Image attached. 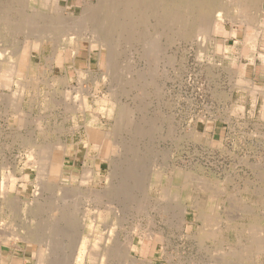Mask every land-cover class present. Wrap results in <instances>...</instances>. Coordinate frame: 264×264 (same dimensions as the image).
Instances as JSON below:
<instances>
[{"label": "rangeland", "instance_id": "374dc122", "mask_svg": "<svg viewBox=\"0 0 264 264\" xmlns=\"http://www.w3.org/2000/svg\"><path fill=\"white\" fill-rule=\"evenodd\" d=\"M94 1L96 0H41L43 4H38L35 0H0V18L3 19H0V141L4 142V147L0 148V158L3 157L8 164L21 160L22 165H19V168L31 167L30 176L26 177L29 195L25 204L20 203L18 207L20 213H17V226L12 232L18 234V240H26L29 232L37 239V243L28 245V253L32 258L29 264H131L135 260L141 262L143 259H148L153 264H226L221 257L222 252H227L231 247L238 250V238H241V243L246 242L248 230L242 232L241 228L249 226L250 217L253 215L257 217L252 220L253 223L257 220L261 224L258 219L264 217V99L258 100V90L251 91L252 88L249 92L255 94L252 93L253 95L248 97L241 90L233 92V89L247 88L241 81L243 69L241 66L239 68L238 60L224 58L223 42L218 40L217 35L220 30L230 29L242 33L247 28L246 25L258 20L263 0H250L251 4L247 3L248 0H238L241 4L247 3L248 6L244 5V11H241L233 0H215V11H210L207 18L208 21L212 19L210 21L216 23V29H212L209 36L202 35L196 29L191 30V36H185L176 26L171 28L163 23L153 24L152 16L148 17L146 22L132 25L127 21L128 18L126 21L121 20L123 16L118 18L117 13L112 11L111 4H115L116 0H101L100 3ZM86 2L89 6H86ZM31 5L37 8L39 6L40 16L43 15L39 24L48 25L44 28L52 29L59 22L69 29L70 37H73L71 32L78 36L86 35L79 40L80 55L75 59V63L71 58L72 50L68 47L64 49L59 45L60 41L55 45L51 43L50 47H41L40 44L39 53L29 51L32 36L29 34V21L26 20L31 18L34 10ZM218 5L219 9L227 14L218 11ZM226 9H230L233 15ZM217 11L221 13H216ZM192 14L195 17L196 13ZM47 16H50L49 19ZM77 17L80 20L77 21ZM22 18L23 22L28 24L23 23ZM6 20L9 22L8 26ZM64 21L65 24H62ZM75 24L77 29H74ZM83 29L86 34L82 33ZM126 32L130 36H124ZM94 36L105 39L107 46L93 43L95 46L90 51L87 40L94 39ZM145 36H153L156 40L159 53L154 57L149 54L146 57V47L142 40ZM56 48L57 52L68 54L66 59H53V50ZM22 51L24 56L21 55ZM107 52L111 55L109 62H106ZM19 58L23 66L19 67L16 75L11 73L14 69L7 67L16 66ZM23 59L27 65L30 62L35 74H29V67L24 64ZM114 64L117 67L115 70ZM4 71L11 74L7 75ZM154 72L157 74L153 75ZM116 73L117 76L121 75L112 78ZM46 74L59 78L60 82L48 81L51 78ZM139 74L143 78H140ZM110 75L112 76L109 77ZM34 78L41 80L37 91L32 90ZM43 80H47L49 84L44 85ZM21 84H24V87H21ZM107 85L111 87L108 89ZM111 89L112 92L109 91ZM79 101L81 104L85 103V112L80 110ZM113 104H120L122 107L124 105L123 108L129 114L126 118L124 116L120 123H123L122 125L115 123V116L107 109ZM90 113H94L93 116ZM84 124L96 129L100 134L106 130L115 131L114 134L109 133L112 138L107 137L98 147L88 149L93 152V157L96 150L99 154V178L93 184H63L58 178L54 179L55 174H50L53 179L46 180L42 185L44 180H41L43 176L38 165L44 156L40 155V150L44 149L47 155L49 153L45 149L49 152L52 150L49 157L52 158L53 153L61 160L59 157L65 147L59 143H63L65 133L70 139V131L79 127V134H82V139L85 140ZM79 134L76 133V139L80 138ZM34 144L38 145L39 151L34 148ZM85 144L88 148L92 146L89 142ZM36 150L39 157L34 155ZM30 157L34 160L41 158H37L38 161L34 163L37 175L34 164H31L33 159ZM106 158L117 165L111 179L108 178V173L112 166L109 167L110 163ZM161 164L167 168L164 176L173 175V183L177 184L174 188L178 187L179 191L177 190L175 198L160 197L159 189L146 188L149 175L159 170ZM86 167L91 166L86 164ZM128 167H134L132 170L134 169L135 176L132 174L133 177L125 180L127 187H120ZM89 173V169H85L83 174L85 176ZM186 174L185 179L183 175ZM182 176L184 178L181 179ZM22 177L18 176V179H23ZM107 183L110 187L108 185L105 188ZM183 186L188 189H182ZM66 187L68 188L64 190ZM61 192L70 193L73 199L69 197L70 194L61 195ZM86 196L88 199L94 197L89 201ZM67 208L73 215H69L71 212ZM109 209L111 211H108ZM200 210L211 215V220L203 222L198 219L196 216ZM202 224L206 231L210 232L208 238L203 236L206 232ZM135 225L148 228V237L135 236ZM231 226H236L238 230L230 229ZM1 227L0 236L7 230ZM202 228L203 231H200ZM13 233L12 236H15ZM219 233L223 235L222 239L217 238ZM261 234L264 235V231H261ZM95 238L100 241L97 243ZM94 244L98 246L95 248ZM245 258L232 257L227 264H264V251L251 256V259ZM144 261L141 264H146Z\"/></svg>", "mask_w": 264, "mask_h": 264}, {"label": "bare ground", "instance_id": "6f19581e", "mask_svg": "<svg viewBox=\"0 0 264 264\" xmlns=\"http://www.w3.org/2000/svg\"><path fill=\"white\" fill-rule=\"evenodd\" d=\"M16 1V0H15ZM28 1V0H27ZM34 1V0H33ZM35 1H37L38 2V4H39V2L41 1V0H35ZM44 0H42V2H43ZM86 1V0H85ZM99 1H101V0H96V1H94V2H99ZM105 1V0H104ZM106 1H108V0H106ZM218 1V0H217ZM233 1H235V4L238 6V7H240V10L241 11H244V9H245V7H244V5L245 6H248L247 5V3L248 4H251V1L250 0H248L247 1V3H245L246 2V0H244L245 2H242V4L238 1V0H233ZM233 1H231V3L233 2ZM25 2V1H24ZM109 2V1H108ZM218 2H220V1H218ZM222 2V1H221ZM229 2H230V0H229ZM35 3V2H34ZM41 3V2H40ZM47 3V2H46ZM52 3H54V1L52 2ZM89 3V2H88ZM100 3V2H99ZM234 3V2H233ZM7 4V3H6ZM18 4H20L19 3V1H18ZM17 4V5H18ZM24 5H25V3H23ZM41 4H43V3H41ZM49 4V3H48ZM56 4V3H55ZM54 4V5H55ZM89 4H91V1H90V3ZM234 4V5H235ZM53 5V6H54ZM100 5V4H99ZM112 5V11H115V13H117V16H118V18H119V16H123L122 18H121V20H127V18L129 19V20H127L128 22H129V24H137V25H139V23H143L142 21H145V20H147V18L148 17H150V16H152L153 17V24H157V22L158 23H163L166 27L168 26V27H174V26H176L182 33H183V35H185V36H187L188 34H190V32H191V30H193V29H196V31H200L201 32V34L202 35H207L208 34V36H209V34H211L210 32L212 31V29H216V23L215 22H211L212 21V19H210L209 21H208V18H207V15H208V13L210 12V11H212V10H214L215 8H214V6L216 5V2H215V0H116V3L114 4H111ZM227 5V4H226ZM229 5H231L230 3H229ZM243 5V6H242ZM32 6V5H31ZM45 6H47L46 4H45ZM49 6V5H48ZM86 6H89V5H87V2H86ZM92 6V5H91ZM90 6V7H91ZM221 6V5H220ZM223 6H225L224 4H223ZM228 6V5H227ZM232 6V5H231ZM23 7V6H22ZM26 7V6H25ZM33 7V6H32ZM32 7H30V8H32ZM58 7V6H57ZM217 7V6H216ZM222 7V6H221ZM38 8H39V6H38ZM37 7H33L32 9H34V10H32L33 12L31 13L32 15H31V18L30 19H28V20H26V21H29L28 23L30 24V27H31V31H29V34H30V37L32 36V38H30L31 40H30V42H31V44H30V50L29 51H31L32 53L33 52H37L38 51V53H39V49H40V44H41V47H50L51 46V43H54V45L55 44H57L59 41H60V43H59V45H62L63 47H64V49L66 48L67 49V47L69 48V49H71L72 51H71V55H72V53H73V55H72V59H74V63H75V59L80 55V47H79V40L80 39H82V36L84 35V34H82V33H85V29H83L84 30V32H80L82 35H80V36H78L77 34H72V32H71V36L73 35V37H70L68 34H70L69 33V29L67 28L66 29V27L64 26V25H61V24H59V22L58 23H56L57 25H59V26H55V27H53L52 29L51 28H44V27H47L48 25H44V23H43V25L42 24H39V22L41 23V20H40V18L42 19V17H43V15H42V17L40 16V11H39V9H38ZM56 8V7H55ZM83 8V7H82ZM232 8V7H231ZM244 8V9H243ZM58 9V8H57ZM85 9V8H84ZM91 9V8H90ZM92 9H93V6H92ZM233 9H235V8H233ZM261 9V8H260ZM2 10V9H1ZM17 10V9H16ZM88 11H89V9H87ZM217 10L218 11H221L220 9H219V5H218V7H217ZM228 9H226V11H227ZM230 10V9H229ZM228 10V11H229ZM8 11V10H7ZM18 11V10H17ZM91 11V10H90ZM215 11V10H214ZM216 12V13H221V12H223V10L221 11V12ZM231 11V10H230ZM229 11V12H230ZM233 12H234V10H232ZM18 12H20V11H18ZM17 12V13H18ZM45 12V11H44ZM196 13L195 14V17L193 16L194 14H192V13ZM258 12V11H257ZM0 13H1V11H0ZM2 13H4V12H2ZM23 13V12H22ZM82 13V12H81ZM91 13V12H90ZM230 13H232V12H230ZM15 14V13H14ZM46 14V13H45ZM45 14H44V17H45ZM84 14V13H83ZM88 14V13H87ZM223 14H227V12H223ZM229 14V13H228ZM257 14V13H256ZM3 15V14H2ZM47 15V14H46ZM79 15V14H78ZM77 15V16H78ZM219 15H221V14H219ZM218 15V16H219ZM232 15H233V13H232ZM23 16V15H22ZM30 16V15H29ZM65 16V15H64ZM63 16V17H64ZM70 16V15H69ZM72 16V15H71ZM70 16V17H71ZM214 16V15H213ZM223 16V15H222ZM224 16H226V15H224ZM229 16V15H228ZM231 16V15H230ZM257 16V15H256ZM261 16V15H260ZM0 17H2V16H0ZM28 17V16H27ZM49 17L50 16H47V18L49 19ZM250 17V16H249ZM68 18V17H67ZM89 18V17H88ZM113 18H116V19H118L117 17H113ZM217 18V17H216ZM222 18H225V17H222ZM221 18V19H222ZM243 18V17H242ZM0 19H2V18H0ZM19 19H21L20 17H19ZM23 19L24 18H22V22H23ZM58 19V18H57ZM63 19V18H62ZM75 19H76V16H75ZM78 17H77V21H78ZM82 19V18H81ZM3 20V19H2ZM45 20H47L46 19V17H45ZM44 20V21H45ZM54 20H56V19H54ZM65 20V19H64ZM67 20V19H66ZM80 20V19H79ZM152 20V19H151ZM225 20V19H224ZM229 20V19H228ZM238 20V19H237ZM240 20H241V18H240ZM258 20H259V18H258ZM5 21V20H4ZM4 21L2 22L4 25H5V23H6V25L8 26V24H9V22H8V20H6L7 22H5L4 23ZM43 21V20H42ZM43 21V22H44ZM69 21H70V19H69ZM77 21H75V22H77ZM239 21V20H238ZM237 21V22H238ZM46 22H48V20L46 21ZM50 22V21H49ZM52 22V21H51ZM55 22V21H54ZM56 22H57V20H56ZM65 22L66 21H64V23H62V24H65ZM67 22H68V20H67ZM83 22V21H82ZM85 22V21H84ZM146 22V21H145ZM256 22V21H255ZM254 22V23H255ZM258 22V21H257ZM23 23H27V22H23ZM27 23V24H28ZM87 23V22H86ZM151 23H152V21H151ZM233 23V22H232ZM234 23H235V21H234ZM254 23H251V25H253ZM2 24V25H3ZM22 24V23H21ZM39 24V25H38ZM45 24H47V23H45ZM67 24V23H66ZM77 24V23H76ZM76 24H75V27H74V29H77L76 28ZM81 24V23H80ZM26 25V24H25ZM38 25V26H37ZM40 25L41 26H43V27H40ZM50 25V24H49ZM53 25H55V24H53ZM53 25H50V26H53ZM73 25V24H72ZM87 25H88V23H87ZM256 25V24H255ZM6 26V27H7ZM26 26H28V25H26ZM81 26H83V25H81ZM5 27V28H6ZM15 27H17L18 28V26H15ZM77 27H78V24H77ZM130 27V26H129ZM129 27H128V29H129ZM246 27L247 28H251V27H249V25H246ZM22 28V27H21ZM20 28V29H21ZM28 28H29V26H28ZM81 28V27H80ZM88 28V27H87ZM156 28H158V27H156ZM41 29L43 30V31H41ZM118 29V28H117ZM126 29V28H125ZM135 29V28H134ZM138 29V31H139V28H137ZM163 29H165V28H163ZM168 30L170 29V28H167ZM166 29V30H167ZM9 30V29H8ZM18 30V29H17ZM81 30V29H80ZM90 30V29H89ZM129 30H131V29H129ZM7 31V30H6ZM27 31H28V29H27ZM79 31V30H78ZM93 31V30H92ZM124 31V30H123ZM164 31V30H163ZM193 31H195V30H193ZM24 32V31H23ZM90 32V31H89ZM133 32V31H132ZM140 32H141V30H140ZM157 32H159V31H157ZM175 32V31H174ZM76 33V32H75ZM87 33V32H86ZM85 33V34H86ZM95 33V32H94ZM133 33H136V32H133ZM139 33V32H138ZM92 34V33H91ZM127 32L125 33V35L124 36H127V35H129V33L127 34ZM131 34V33H130ZM142 34V33H141ZM145 34V33H144ZM151 34V33H150ZM154 34V33H153ZM88 35V34H87ZM154 35H156V34H154ZM173 35V34H172ZM179 35V34H178ZM182 35V36H183ZM67 36H69L68 38H67ZM86 35H84V37H85ZM89 36H90V34H89ZM130 36V35H129ZM133 36V35H132ZM140 36V33H139V35H138V37ZM142 36V35H141ZM180 36V35H179ZM190 36H191V34H190ZM128 37V36H127ZM140 38V37H139ZM142 38V37H141ZM144 38V37H143ZM142 38V40L144 41L143 43V45L146 47V49H145V54H146V57L148 56L147 54H149V55H153L152 57H154V55L159 51H157V44H156V40L153 38V36L152 37H146L145 36V38L143 39ZM88 39V38H87ZM122 40V39H121ZM120 40V41H121ZM159 40V39H158ZM88 41V44H89V50L91 51L92 50V48H93V46H95L93 43H99V45H104L105 47L107 46L106 45V40L104 39V40H101L100 38H98L97 36L95 37L94 36V39H90V40H87ZM126 41V40H125ZM131 41H133V40H131ZM139 41V40H138ZM137 41V42H138ZM168 42V41H167ZM111 43V42H110ZM129 43H130V41H129ZM135 43V42H134ZM124 44H126V43H124ZM116 46L118 45V44H115ZM132 45V44H131ZM159 45V44H158ZM114 46V44L112 45V47ZM143 46V47H144ZM88 47V46H87ZM86 47V48H87ZM109 47H110V45H109ZM55 48V47H54ZM126 48H128V47H126ZM88 49V48H87ZM116 49V48H115ZM136 49V48H135ZM143 49V48H142ZM160 49V48H159ZM206 49V48H205ZM24 50V49H23ZM57 50V48L56 49H54L53 50V52H55V55H54V57H53V59L54 58H56V59H58V60H62L63 61V59H66V57L68 56V54H66V53H64V52H62V53H60V52H57L56 51ZM118 50V49H117ZM29 51H28V53H29ZM136 51V50H135ZM142 51V50H141ZM161 51V50H160ZM26 52V51H25ZM48 52V51H47ZM123 52V51H122ZM131 52V51H130ZM17 53V52H16ZM23 53V51L21 52V55L22 56H24V53ZM64 53V54H63ZM97 53V52H96ZM143 53V54H144ZM159 53V52H158ZM107 55H106V62H109V59H111V58H109V56H111V55H109V53L107 52L106 53ZM113 54V53H112ZM144 54V55H145ZM21 55H20V57H21ZM88 55V54H87ZM142 55V54H141ZM2 56V55H1ZM38 56V55H37ZM65 56V57H64ZM114 56V55H113ZM157 56V55H156ZM161 56V55H160ZM163 56V55H162ZM166 56V55H165ZM91 57H92V55H91ZM116 57V56H115ZM138 57V56H137ZM7 58V57H6ZM15 58H16V55H15ZM114 58V57H113ZM143 58V57H142ZM151 58V57H150ZM12 59V58H11ZM32 59V58H31ZM79 59V58H78ZM134 59V58H133ZM154 59H156V58H154ZM38 60V59H37ZM46 60V59H45ZM89 60V59H88ZM158 60H160V59H158ZM165 60H166V58H165ZM168 60H169V58H168ZM171 60V59H170ZM3 61V60H2ZM16 61H17V59H16ZM23 61H24V64L25 65H27L26 63H25V60L23 59ZM34 61V60H33ZM81 61V60H80ZM92 61V60H91ZM98 61V60H97ZM120 61V60H119ZM155 61V60H154ZM6 62H9V61H6ZM22 62V60L19 58V60L17 61V63H16V66H14V65H12L10 62V64L12 65V67H7V68H11V69H14L13 70V72H11V73H13V74H16L17 75V70L19 69L20 70V68L19 67H22L23 66V63H21ZM27 62H28V60H27ZM37 62V61H36ZM115 62V61H114ZM118 62V61H117ZM157 62V61H156ZM170 62V61H169ZM29 64L27 65L28 67H29V74H31L32 75V73H34L35 71L32 69V66L30 65V62H28ZM110 63H111V61H110ZM148 63V62H147ZM155 63V62H154ZM166 63V62H165ZM8 64V63H7ZM9 64V65H10ZM36 64V63H35ZM156 64V63H155ZM21 65V66H20ZM76 65V64H75ZM98 65V64H97ZM150 66V65H149ZM157 67V66H156ZM6 68V69H7ZM115 68H117V67H115V64H114V70H115ZM155 68V67H154ZM158 68V67H157ZM0 69H1V67H0ZM6 69H3V70H6ZM11 69H9V70H11ZM61 69V68H60ZM110 69H112V68H110ZM8 70V69H7ZM8 70V71H9ZM36 70V69H35ZM83 70V69H82ZM146 70V69H145ZM155 70V69H154ZM8 71L6 72V71H4V72H6L5 74H7L8 73ZM12 71V70H11ZM155 71H157V70H155ZM1 72V71H0ZM112 72V71H111ZM163 72H165V71H163ZM10 72H9V74H11ZM45 73H46V71H45ZM62 73H64V72H62ZM117 73H118V71H117ZM117 73H116V76L115 77H113L112 75H110L109 77H111L112 76V78H116V77H118V76H120V75H118L117 76ZM142 73V72H141ZM147 73V72H146ZM151 73H153V72H151ZM161 73V72H160ZM2 74V73H1ZM5 74H3L4 76H5ZM9 74H7V75H9ZM35 74V73H34ZM113 74V73H112ZM115 74V73H114ZM136 74H137V72H136ZM155 74H157V73H155L154 72V74L153 75H155ZM63 75H65V74H63ZM63 75H61V76H63ZM88 75V74H87ZM142 75V74H141ZM46 76H47V74H46ZM58 76V75H57ZM139 76H140V74H139ZM143 76V75H142ZM164 76V75H163ZM47 77H49V78H51L50 80H48V81H53V82H56V83H59L60 82V80H59V78H57V77H53V76H51V75H48ZM138 77V76H137ZM145 77V76H144ZM60 78H62V77H60ZM97 78V77H96ZM140 78H143V77H141L140 76ZM164 78V77H163ZM168 78V77H167ZM5 81H6V78H3ZM105 79V78H104ZM136 79V78H135ZM159 79V78H158ZM12 80V79H11ZM97 80V79H96ZM118 80V79H117ZM137 80V79H136ZM41 80H39V78H34V81H33V83H32V81H31V83L33 84L32 85V90H34V91H37V90H39V88H40V82ZM47 80H45V82H44V80H43V84L44 85H48L49 84V82H48ZM63 81V80H62ZM108 81H110V80H108ZM113 81V80H112ZM116 81V80H115ZM144 81V80H143ZM6 82H8V81H6ZM10 82H12V81H10ZM9 82V83H10ZM16 82H19V81H16ZM94 82V81H93ZM145 82L147 83V81L145 80ZM144 82V83H145ZM148 82H150V80L148 81ZM21 83V82H20ZM110 83V82H109ZM124 83V82H123ZM140 83V82H139ZM107 84V83H106ZM111 84V83H110ZM133 84V83H132ZM62 85V84H61ZM115 85V84H114ZM140 85H142V84H140ZM144 85V84H143ZM147 85V84H146ZM21 87H24V84H21L20 85ZM121 86V85H120ZM130 86V85H129ZM133 87H134V85H132ZM131 86V88H133ZM148 86V85H147ZM152 86V85H151ZM111 87V86H110ZM110 87H108V85H107V87L106 88H110ZM139 87V86H138ZM138 87H136L135 86V88H138ZM155 87H157V86H155ZM82 88V87H81ZM91 88V87H90ZM22 89V88H21ZM160 89V88H159ZM138 90V89H137ZM144 90V89H143ZM158 90V89H157ZM256 90H259V91H261L262 93H263V96H264V90H261V89H259V88H256V87H252V90L251 91H256ZM85 91V90H84ZM109 91H111L112 92V89L111 90H109ZM115 91V90H114ZM129 91V90H128ZM153 92V91H152ZM158 92V91H157ZM86 93H88V92H86ZM108 93H110V92H108ZM137 93V92H136ZM140 93V92H139ZM156 93V92H155ZM252 93H254V92H252ZM106 94H107V92H106ZM127 94V93H126ZM22 95V94H21ZM86 95V94H85ZM84 95V96H85ZM103 95V94H102ZM105 95V94H104ZM109 95V97H112V95L110 96V94H108ZM157 95V94H156ZM96 96V95H95ZM133 96V95H132ZM105 97V96H104ZM264 99V98H263ZM56 100V99H55ZM58 100V99H57ZM116 100H119V99H116ZM59 101H61V100H59ZM65 101V100H64ZM115 101V100H114ZM140 101V100H139ZM71 102V101H70ZM81 101H79V103H80ZM261 102V101H260ZM79 103H78V105H79ZM92 103V102H91ZM111 103V102H110ZM114 103V102H113ZM118 103V102H117ZM120 103V102H119ZM123 103V102H122ZM81 104V103H80ZM83 104H85V103H82L81 104V106H79L81 109L80 110H82V111H84L85 112V110H87V108H85V107H83ZM106 104H107V102H106ZM109 104V103H108ZM132 104V103H131ZM139 104V103H138ZM259 104V103H258ZM48 105V104H47ZM65 105V104H64ZM112 105V104H111ZM123 105V104H122ZM137 105V104H136ZM135 105V106H136ZM108 106V105H107ZM62 107V106H61ZM78 107V108H79ZM109 107V106H108ZM123 107H124V105H123ZM122 106H120V104H119V106H117V105H115V104H113V106L112 107H110V108H107L108 109V111H109V113L110 114H112L113 116H115V123H118L119 125H122V124H120L122 121H123V119H124V116H125V118H126V116H128L129 114L127 113V111L125 110V108H123ZM130 107H131V105H130ZM130 107H128V108H130ZM49 108V107H48ZM73 108V107H72ZM76 108H77V106H76ZM77 108V109H78ZM105 108V107H104ZM135 108V107H134ZM137 108H138V106H137ZM51 109V108H50ZM90 110L92 111V109L90 108ZM135 110V109H134ZM133 110V111H134ZM140 111V110H139ZM49 112V111H48ZM77 112V111H76ZM79 112V111H78ZM96 113V112H95ZM134 113V112H133ZM132 113V114H133ZM91 114V113H90ZM94 114V113H93ZM93 114H91L92 116H93ZM99 114V113H98ZM112 116V117H113ZM137 116V115H136ZM111 117V116H110ZM140 117H142V116H140ZM150 117V116H149ZM264 117V116H263ZM137 118V117H136ZM139 118V117H138ZM137 118V119H138ZM153 118V117H152ZM111 119V118H110ZM158 119V118H157ZM113 120V119H112ZM155 120V119H154ZM133 121V120H132ZM132 121H130L131 123H132ZM145 121H147V120H145ZM156 121V120H155ZM134 122V121H133ZM139 122H141V121H139ZM147 123V122H146ZM83 125V124H82ZM85 125V124H84ZM133 125V124H132ZM135 125V124H134ZM138 126V125H137ZM85 127H86V131H87V134L85 133V135H88V140L91 142V141H93L94 143H93V145H94V147H98V145H100V142L101 141H103V139H105V138H107V137H110V138H112V135H109V133H111L112 132V134H114L115 133V131H110L109 129V131H105V132H107V133H103V132H101V134L98 132V131H96V129H94V128H92L91 126H89V125H85ZM139 127V126H138ZM84 129V128H83ZM133 129V128H132ZM140 129V128H139ZM154 129V128H153ZM136 130V129H135ZM142 130V129H141ZM140 130V131H141ZM137 131H138V129H137ZM149 131V130H148ZM137 133V132H136ZM140 133V132H139ZM86 137V136H85ZM144 137V136H143ZM83 140V139H82ZM130 140H131V138H130ZM114 142V141H113ZM111 144H113V143H111ZM30 145H32V144H30ZM29 145V146H30ZM34 146V148L36 147V149H37V147H38V145H36L35 146V144L33 145ZM33 146H30V147H33ZM64 146V145H63ZM40 147V146H39ZM115 147V146H114ZM130 148V147H129ZM39 149V148H38ZM37 149V150H38ZM37 150H36V153L34 154L35 156H38V152H37ZM44 150V149H43ZM42 149L40 150L41 152H40V155L41 156H44L42 159L41 158H38V160H40L41 159V161H39L40 163H39V165H38V169H40L41 171H40V173H42L41 174V176H43V178H41V180L43 179L44 181L43 182H41L42 183V185H44L43 183H45V182H47V181H49V180H52L53 179V177H51V175L50 174H53V176H54V174H55V177H54V179H59V176H60V174H58L59 173V167H60V162H61V160H59L58 159V156L56 157L53 153H52V158H50L49 157V155H50V153H51V151L49 152V150L47 149H45V151H48L47 153H49V155H47L46 153H44V151H43ZM73 150V149H72ZM71 150V151H72ZM39 151V150H38ZM66 151V148H65V150H63V152L61 151V154H63L64 152ZM31 152V151H30ZM53 152V151H52ZM55 152V151H54ZM149 152V151H148ZM56 153V152H55ZM32 154V153H31ZM148 155V154H147ZM51 156V155H50ZM53 156H55V158L53 157ZM103 156H105V155H103ZM37 158H36V160H34L33 158H31L30 157V159H33V164L34 163H36L38 160H37ZM54 158V159H53ZM60 159L62 158V156H60L59 157ZM107 159V161L110 163V166L109 167H111L112 166V169H110V172L108 173V178H112V176L114 175V171L116 170V166L117 165H115V164H112L111 163V160L109 159L108 160V158H106ZM35 161V162H34ZM136 163V162H135ZM149 164V163H148ZM147 164V165H148ZM109 165V164H108ZM149 166V165H148ZM160 166V169L159 170H157V171H153L150 175H149V177H148V179H147V185H146V188H148V190H150L152 187H155V189L157 188V189H159V193H160V197H165V196H170V197H172V198H175L174 196H176V194H177V192L179 191L177 188H174V187H176V183H173L174 181H173V175L172 176H164V174H165V171H166V169H165V165H159ZM177 167V166H176ZM132 168H134V167H132ZM132 168H129L128 167V169L125 171V173H126V177H124L123 178V184H121V186L120 187H124V186H126V181L128 180V179H130V177H133L132 176V174L134 175V173H133V170H132ZM169 168V167H168ZM174 168V167H173ZM178 168V167H177ZM181 168V167H180ZM153 169V168H152ZM181 169H183V168H181ZM61 170V169H60ZM69 170V169H68ZM104 170V169H103ZM132 170V171H131ZM53 171V172H52ZM106 171V170H105ZM109 171V170H108ZM127 171H128V173H127ZM55 172V173H54ZM170 172V171H169ZM181 173H182V171H180ZM186 172V171H185ZM39 173V174H40ZM174 173V172H173ZM180 173V174H181ZM58 174V175H57ZM118 174V173H117ZM116 174V175H117ZM122 174V173H121ZM63 175V174H62ZM166 175V174H165ZM40 176V175H39ZM135 176V175H134ZM179 176V175H178ZM184 177L185 176H187V174L186 175H183ZM181 177V179L182 178H184V177ZM104 177H106V175L104 176ZM39 178V177H38ZM110 178V179H111ZM110 179H109V181H110ZM185 179H186V177H185ZM47 180V181H46ZM67 180V181H66ZM66 180H64L65 182H68V179H66ZM105 180H106V178H105ZM114 180V179H113ZM126 180V181H125ZM139 180V179H138ZM196 180V179H195ZM112 181V180H111ZM110 181V182H111ZM120 181V180H119ZM179 181V180H178ZM229 181V180H228ZM103 182H105V181H103ZM113 182V181H112ZM212 182V181H211ZM214 182V181H213ZM247 182V181H246ZM178 183V182H177ZM182 183H184V181L182 182ZM205 183V182H204ZM250 183V182H249ZM38 184V183H37ZM186 184H187V182H186ZM217 184V183H216ZM50 185V184H49ZM109 185V187H110V184H108L107 183V185L105 186V188L107 187ZM219 185H220V183H219ZM184 186H186V185H184ZM184 186L182 187V189L184 188ZM42 188L44 187V186H41ZM127 187V186H126ZM187 187V186H186ZM209 187V186H208ZM215 187V186H214ZM227 187V186H226ZM60 188V187H59ZM68 187H66L64 190H66ZM104 188V187H103ZM103 188H102V191H103ZM112 188V187H111ZM118 188H119V184H118ZM203 188V187H202ZM58 189V188H57ZM124 189H126V188H124ZM154 189V188H153ZM181 189V190H182ZM184 189H188V188H184ZM77 190V189H76ZM107 190V189H106ZM178 190V191H177ZM58 191H60L59 189H58ZM61 191H63L62 189H61ZM113 191V190H112ZM120 191V190H119ZM118 191V192H119ZM185 191V190H184ZM52 192V191H51ZM71 192V191H70ZM76 192V191H75ZM94 192V191H93ZM60 193V192H59ZM63 192H61V195H64V194H67V193H63ZM77 193V192H76ZM97 193V192H96ZM110 193V192H109ZM214 193V192H213ZM212 193V194H213ZM36 194V193H35ZM58 194V193H57ZM70 194V193H69ZM69 194H67V195H69ZM78 194V193H77ZM76 194V195H77ZM91 194V193H90ZM90 194H89V197H90ZM108 194V193H107ZM248 194V193H247ZM37 195V194H36ZM39 195V194H38ZM37 195V196H38ZM60 195V196H61ZM66 195V196H67ZM71 195V194H70ZM85 195V194H84ZM88 195V194H87ZM98 195V194H97ZM101 195H103L102 193H101ZM188 195V194H187ZM245 195V194H244ZM243 195V196H244ZM34 196V195H33ZM179 196V195H178ZM177 196V197H178ZM186 196V195H185ZM70 198L72 197V195L71 196H69ZM88 196H86V198H87ZM88 197V198H89ZM92 197H94V196H91V198L90 199H88L89 201L92 199ZM96 197H99V196H96ZM95 197V198H96ZM100 197H102V196H100ZM5 198V197H4ZM3 198V199H4ZM7 198V197H6ZM38 198V197H37ZM69 198V199H70ZM85 198V199H86ZM12 199V198H11ZM73 198H71V200H72ZM81 199V198H80ZM98 199V198H97ZM184 199H186V198H184ZM183 199V200H184ZM189 199V198H188ZM58 200V199H57ZM63 201H64V199H62ZM61 200V201H62ZM75 200V199H74ZM164 200V199H163ZM162 200V201H163ZM171 200V199H170ZM213 200V199H212ZM0 201H2V198H1V200ZM29 201V200H28ZM85 202H87L86 200H84ZM94 201V200H93ZM99 201H101V202H103L102 200H99ZM98 201V202H99ZM209 201V200H208ZM31 202V201H30ZM66 202V201H65ZM64 202V203H65ZM83 202V201H82ZM100 202V203H101ZM212 202H214V201H212ZM20 203V202H19ZM31 203H33V202H31ZM59 203V202H58ZM211 204V203H210ZM10 205V204H9ZM18 205V204H17ZM59 205V204H58ZM96 205V204H95ZM99 205V204H98ZM102 205V204H101ZM158 205V204H157ZM5 206V205H4ZM16 206V205H15ZM20 206V205H19ZM206 206V205H205ZM57 207V206H56ZM102 207V206H101ZM194 207V206H193ZM242 207V206H241ZM8 208V207H7ZM7 208H6V210H7ZM10 208V207H9ZM58 208H60V207H58ZM71 208V207H70ZM2 209V208H1ZM20 209V208H19ZM62 209V208H61ZM68 209V211H69V208H67ZM195 209H197V208H195ZM40 210H41V208H40ZM95 210H97V208L95 209ZM101 210V209H100ZM158 210V209H157ZM240 210V209H239ZM108 211H111L110 209L108 210ZM159 211V210H158ZM201 211V210H200ZM205 212H206V210H204ZM242 211V210H241ZM4 212H5V209H4ZM4 212H2V210H1V214L2 213H4ZM27 212V211H26ZM69 212H71V211H69ZM10 213V212H9ZM20 213V212H19ZM75 213V212H74ZM198 213V215L196 216L198 219H202V221L204 222H208V221H210L211 220V215H209V214H206V213H203L202 211L199 213V212H197ZM257 213V212H256ZM58 214V213H57ZM92 214V213H91ZM105 214V213H104ZM3 215V214H2ZM56 215V214H55ZM69 215H73L72 214V212L71 213H69ZM97 215V214H96ZM155 215H157V214H155ZM226 215H228L227 213H226ZM74 216H76V215H74ZM108 216V215H107ZM258 216V215H257ZM6 217H8V216H6ZM27 217V216H26ZM93 217V216H92ZM162 217V216H161ZM230 217H232V216H230ZM230 217H228V218H230ZM235 217V216H234ZM1 218H3V217H1ZM63 218V217H62ZM108 218V217H107ZM257 217H256V215H253L252 217H250V223H249V226L248 227H242L241 228V231L242 232H244V231H246V230H248V237H247V239H246V242H244V243H241V241H240V239L241 238H238L237 239V241H238V243H239V245H238V250L237 249H235V247H231L230 248V250L228 251L227 250V252H222V256H221V254H220V256L221 257H223L222 259L226 262V264L229 262V259H231L232 257H234V258H241V257H246L245 259H248V258H250L251 256H253V255H256V254H260V253H263V251H264V235L263 234H261V231H264V229H263V224H264V217L262 216V220H260V218L258 219L260 222H261V224H259V222H257V220L255 221V223H253L252 222V220H254V219H256ZM68 219H69V217H68ZM98 219V218H97ZM231 219V218H230ZM229 219V220H230ZM249 219V218H248ZM5 220V219H4ZM4 220H3V222H4ZM11 220V219H10ZM74 220V219H73ZM94 220V219H93ZM99 220V219H98ZM234 220V219H233ZM85 221V220H84ZM87 221H89V220H87ZM86 221V222H87ZM40 222H42V221H40ZM40 222H39V224H40ZM202 222V223H203ZM8 223V222H7ZM14 223V222H13ZM16 223V222H15ZM92 223V222H91ZM151 224H152V221L150 222ZM233 223V222H232ZM243 223V222H242ZM248 223V222H247ZM43 224V223H42ZM87 224V223H86ZM95 224V223H94ZM98 224V223H97ZM104 224V223H103ZM203 224H207V223H203ZM202 224V225H203ZM9 225V224H8ZM72 225V224H71ZM92 225V224H91ZM19 226V225H18ZM25 226V225H24ZM43 226V225H42ZM94 226V225H93ZM14 227V226H13ZM27 227V226H26ZM88 227V226H87ZM92 227V226H91ZM147 227V226H146ZM205 226L203 225V228H204ZM226 227V229H229V227L228 226H225ZM10 228V227H9ZM15 228V227H14ZM22 228H25V227H22ZM28 228V227H27ZM93 228V227H92ZM203 228H202V230H200V231H203ZM234 229V230H238V229H236L237 227L236 226H231L230 227V229ZM12 229V228H11ZM10 229V230H11ZM148 229V228H147ZM147 229H145V227H142V226H140V225H135V227H134V229L133 230H135V236H146V237H148V235L150 234H148V230ZM36 231H37V229H35ZM51 230V229H50ZM53 230V229H52ZM13 231H14V229H13ZM54 231V230H53ZM96 231V230H95ZM106 231V230H105ZM149 231H151V230H149ZM155 231V230H154ZM204 231L206 232V233H204V235H203V233H200V234H202L204 237H207L208 238V236L210 235V232H207L206 231V228H204ZM29 232V231H28ZM48 232V231H47ZM102 232H104V231H102ZM229 232V231H228ZM13 233V232H12ZM30 233V232H29ZM29 233H27V238H26V240H29V241H33V242H36L37 243V239H35V236L34 235H32V234H29ZM53 233V232H52ZM51 233V234H52ZM14 234V233H13ZM26 234V233H25ZM39 234V233H38ZM153 234H154V232H153ZM158 234H159V232H158ZM2 235V234H1ZM6 235H8V234H6ZM12 235V234H11ZM15 235V238H16V236L18 235H16V234H14ZM32 235V236H31ZM84 235V234H83ZM98 235V234H97ZM5 236V235H4ZM23 236V235H22ZM38 236V235H37ZM95 236H96V234H95ZM99 236H101V235H99ZM102 236H103V233H102ZM222 234L221 233H219V235H217V238L218 237H220V239H222ZM257 236V237H256ZM258 236H260V237H258ZM40 237V236H39ZM90 237V236H89ZM98 237V236H97ZM263 239H262V238ZM224 238V237H223ZM261 238V239H260ZM23 239V238H22ZM86 239V238H85ZM87 239H88V237H87ZM95 239H97V238H95ZM160 239H162V238H160ZM160 239H159V241H160ZM166 239V238H165ZM234 239V238H233ZM99 239H97L96 240V242L98 241ZM218 240V239H217ZM100 241V240H99ZM98 241V242H99ZM93 242V241H92ZM97 242V243H98ZM157 242V241H156ZM84 243V242H83ZM89 244H91V243H89ZM95 245V246H94ZM93 246L96 248V245L97 244H94ZM98 246V245H97ZM90 248H92V247H90ZM83 249V248H82ZM84 250H86V249H84ZM90 250V249H89ZM93 251V250H92ZM92 251L90 252V253H92ZM155 251V250H154ZM160 251V250H159ZM84 252V251H83ZM219 252H220V250H219ZM89 253V252H88ZM90 253H89V255H90ZM87 254V253H86ZM88 256V255H87ZM225 256V257H224ZM230 258H229V257ZM91 258H92V255L90 256ZM259 257V256H258ZM84 258V257H83ZM89 258V257H88ZM90 259V258H89ZM217 259H218V257H217ZM221 259V258H220ZM244 259V260H245ZM251 259V258H250ZM92 260V259H91ZM140 260V259H139ZM219 260V259H218ZM223 260H222V262H223ZM237 260H239V259H237ZM243 260V261H244ZM144 261V259L143 260H141V262H143ZM221 261V260H220ZM219 261V262H220ZM241 261V260H240ZM249 261V260H248ZM141 262L140 261H134V262H131V264H141ZM146 264H153L151 261H149L148 259H146L145 261H144ZM215 262V261H214ZM232 262V261H231ZM245 262V261H244ZM224 263V262H223ZM222 263V264H223ZM238 263V262H237ZM240 263V262H239ZM238 263V264H239ZM258 263V262H257ZM205 264H209V263H205ZM211 264V263H210ZM220 264V263H219ZM232 264V263H231ZM233 264H234V262H233ZM251 264H255V263H251Z\"/></svg>", "mask_w": 264, "mask_h": 264}, {"label": "crops", "instance_id": "0c3cea01", "mask_svg": "<svg viewBox=\"0 0 264 264\" xmlns=\"http://www.w3.org/2000/svg\"><path fill=\"white\" fill-rule=\"evenodd\" d=\"M260 15L259 20H257L258 22L256 21L253 25H249L251 28H245L242 33L230 29L220 30L217 35L219 38L218 40L223 42L222 48L224 47L223 49H225L224 58L229 60H238L239 68L241 66L243 69L241 81H243L242 83L246 85L247 88L233 89V92L241 90L246 97L252 94L249 92V89L252 88V86L264 89V0L262 2ZM256 94L258 96V98L256 96L258 100L263 99V93L261 91L258 90ZM79 132V127L73 128L70 131V139H68L65 133L62 140L63 143H59L60 145H64L66 148V151L62 154L58 173L60 174V178L58 180L63 182V184L65 182L63 179H68L69 183L75 182L83 185L84 182H90L93 184L99 178V154L96 150L94 152L95 157H93V152L88 150L94 147V142H90L88 140V135H85V140H82V134L80 136ZM76 133L79 134V139H76ZM85 133L87 134L86 129H84V134ZM86 142L91 143L92 146L88 148L85 144ZM0 143V148L4 147V142L0 141ZM20 147L24 148V146ZM90 153L92 154L89 155ZM31 164L33 165V163ZM86 164H89L91 167L85 168ZM0 165V200L2 198V201H0V226H2L1 228L7 229L5 234L2 232V235L0 236V264H29V260L32 258L28 253L30 251L28 245L35 244L36 242L18 240L11 234L13 228L17 226V213L19 212L18 207L20 203L25 204L29 195L26 177L30 176L31 167H29V169L23 167L19 168L18 166L22 165L21 160L12 161V163L8 164L3 157L0 158ZM6 165H10V167H6ZM35 166L36 165L34 164V171L37 175V167ZM85 169H89L90 173L84 176L83 173ZM18 176H23V179L19 180ZM9 177L10 179H8ZM1 210L4 212L2 213L3 215L1 214Z\"/></svg>", "mask_w": 264, "mask_h": 264}]
</instances>
